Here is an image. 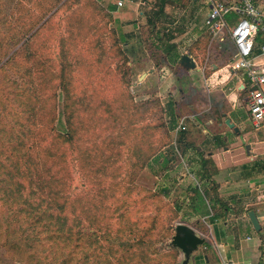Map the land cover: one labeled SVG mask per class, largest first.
Wrapping results in <instances>:
<instances>
[{"label":"trees","instance_id":"16d2710c","mask_svg":"<svg viewBox=\"0 0 264 264\" xmlns=\"http://www.w3.org/2000/svg\"><path fill=\"white\" fill-rule=\"evenodd\" d=\"M80 1L14 0L4 16L0 8V239L31 264H55L49 256L59 253L62 264H180L181 249L169 241L176 226L173 232L164 225L169 216L163 209L179 217L186 201L174 199L170 205L166 184L152 190L137 178L144 169L170 175L178 157L163 148L173 142L182 157L189 150L196 153L188 131L175 130L185 108L180 111L172 93L165 105L157 98L135 101L131 84L121 92L101 90L103 83L108 90L112 75L92 70L105 47L95 37L97 30L87 27L89 19L80 16ZM91 1L110 22L117 20L112 13L119 11L118 1L107 7ZM236 20V14L228 16V22ZM164 35L169 63L181 64L184 54L172 42L175 33ZM263 44L259 32L255 54ZM111 46L123 63L130 61L120 37ZM192 52L189 46L186 54ZM154 107L162 118L152 123ZM193 161L196 156L188 160ZM206 162H200L198 175L209 183L201 189L212 201L213 221L225 206ZM189 168L196 179V164ZM74 174L92 182V194L74 196ZM187 188L196 203V182ZM188 220L185 213L180 223ZM20 222L30 228L21 237ZM216 240L221 241L218 230Z\"/></svg>","mask_w":264,"mask_h":264},{"label":"crops","instance_id":"0c3cea01","mask_svg":"<svg viewBox=\"0 0 264 264\" xmlns=\"http://www.w3.org/2000/svg\"><path fill=\"white\" fill-rule=\"evenodd\" d=\"M129 1L135 5L142 3ZM256 1L264 9V0ZM191 2V20L183 24L184 31L172 42L182 55L193 46L189 55L196 62V69H189L196 70V96L187 102L189 111L183 116H187L185 130L191 123L196 124V154L193 156H196L198 190L195 208L186 213L189 219L195 220L191 225L204 241L188 255L181 250L179 263L188 264L193 259L194 264H225L227 261L264 264V125L255 128L249 117L245 79L231 68L234 46L226 57V44L222 46L213 39L206 28L211 0ZM141 13L145 17L144 11ZM227 23L230 28L235 24L228 22V18ZM227 36L230 37L229 33ZM203 45H206L204 53ZM190 151L195 153L189 150L187 155ZM203 158L207 161L208 173L218 184L219 198L225 206L213 221L212 201L201 189L209 183L200 180L198 175Z\"/></svg>","mask_w":264,"mask_h":264},{"label":"rangeland","instance_id":"374dc122","mask_svg":"<svg viewBox=\"0 0 264 264\" xmlns=\"http://www.w3.org/2000/svg\"><path fill=\"white\" fill-rule=\"evenodd\" d=\"M117 1L101 0L99 3L107 7L110 3ZM140 1H142L141 4L135 5L134 2L124 0V4L119 6V11L112 13V19L117 20H112L111 22L107 14L105 15L104 12L100 11L97 3L91 0H82L77 5L83 10L80 12V16H85L89 19L88 23H86L87 27L91 28V31L97 30L95 37L99 38L100 44L105 47L99 50L101 55L99 54L98 57L101 61L92 70H97L98 74L108 72L112 75L108 78L110 79L107 82L108 90L104 86L106 83H103L101 86L102 91L106 92L110 90L118 92L119 90L121 92L123 90L125 91L131 84L132 87L130 86V90L135 95V101L157 98L162 105H165L168 95L172 93L175 95L178 105H181L180 111L183 112L182 107L185 108V111H189L186 104L187 102L193 101L196 96V70L189 71V69H196V67L187 68L182 64L172 65L169 63L168 56L164 50V45L167 42V37L164 33L171 30L175 33V38H177L184 31L186 26L183 24L187 23L192 17V9H190L192 0H188L190 1L188 3H185L184 0ZM13 2L14 0H0L2 16L9 10ZM141 11H144L145 17H143ZM231 14L233 13L227 14L226 18ZM47 18L33 31L39 28ZM1 31L4 30L1 29ZM116 36L120 37L122 47L130 58L128 63H123V58L118 54L117 48L111 46ZM19 46L14 47L11 51H14ZM224 47L226 49V57H229V53L233 47L230 37H228ZM8 73L12 78H18L11 70ZM84 73H88V67L84 68ZM101 95L103 98L107 96L105 93ZM126 102H129V100H126ZM121 103L122 99L119 101L120 105ZM102 106L104 107L105 105L103 104ZM185 111L183 115L187 113ZM149 117L152 118V123L158 122L162 118L157 107L151 110ZM187 131L190 141L196 144V124L191 123L188 125ZM158 136H160V133H158ZM175 146V142H173V144H169L163 148L164 150H172L178 157V160L173 164L175 167L170 171V175L169 173L164 175V172L161 177L154 174L150 169H144L137 178L139 185L152 190L159 189L163 183L166 184L170 188V196L168 197L170 205H172V200L174 199L186 201L179 211V217H175L176 213L171 211L169 207L163 209V216L164 213L166 216H169V220L165 221L166 224L164 223V225H168L173 232L175 226L185 216V213L192 211L196 206L187 188L188 183L196 182L194 174L190 173L189 169L190 166H195L196 163L195 161L193 163L188 162L196 153L190 151L189 155L182 157L178 148ZM74 176L73 191L75 197L77 195L86 197L93 193L94 186L92 182L88 181L86 177L81 178L78 174H74ZM122 177L126 178V173ZM107 182H110V180ZM120 183L124 184L125 182L120 181ZM194 221L192 219L188 220V225L191 228H193L191 224ZM12 223L14 222L12 221ZM20 224L21 226L17 227L16 231L20 237L23 233H30V228L27 223L20 222ZM16 225L15 223L13 227H16ZM4 240V238L0 239V264H31L18 259L19 257L14 254V249L8 247L7 242L4 243ZM169 241H172V236H169ZM42 254H45V252ZM62 255V253L55 254L54 256H49V259L55 264H62ZM86 264H93V260L86 261ZM188 264H194L193 259Z\"/></svg>","mask_w":264,"mask_h":264},{"label":"built area","instance_id":"2783aa9c","mask_svg":"<svg viewBox=\"0 0 264 264\" xmlns=\"http://www.w3.org/2000/svg\"><path fill=\"white\" fill-rule=\"evenodd\" d=\"M212 6L205 19L206 28L213 39L226 44L227 33L233 43L232 70L245 79L247 90V109L255 128L264 125V44L259 54L254 53L255 38L264 33V9L256 0H211ZM123 5V0H118ZM237 15L230 28L226 15ZM229 29V30H228ZM187 116H183L176 129L185 130ZM225 264H234L227 261Z\"/></svg>","mask_w":264,"mask_h":264},{"label":"water","instance_id":"95a60500","mask_svg":"<svg viewBox=\"0 0 264 264\" xmlns=\"http://www.w3.org/2000/svg\"><path fill=\"white\" fill-rule=\"evenodd\" d=\"M181 64L187 68L196 67L195 60L188 54H184L181 58ZM254 219V213L250 214ZM203 238L197 235L196 231L188 224L178 223L176 225V234L173 236L172 242L177 245L187 255L191 253L193 249H196L198 244L203 243Z\"/></svg>","mask_w":264,"mask_h":264}]
</instances>
